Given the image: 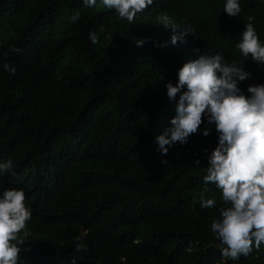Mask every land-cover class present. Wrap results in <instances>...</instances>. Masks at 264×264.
<instances>
[{"label":"trees","instance_id":"trees-1","mask_svg":"<svg viewBox=\"0 0 264 264\" xmlns=\"http://www.w3.org/2000/svg\"><path fill=\"white\" fill-rule=\"evenodd\" d=\"M224 3L153 0L129 24L101 0H0V162L11 159L15 173H0V196L22 189L32 211L18 234L21 264H264V243L226 260L211 231L223 206L204 181L215 124L204 118L166 156L154 142L179 98L170 100L165 84L199 54L241 64L246 95L264 84V65L235 47L249 16L264 42V0H239L237 17ZM201 196L216 205L201 207ZM78 242L87 251L77 253Z\"/></svg>","mask_w":264,"mask_h":264},{"label":"clouds","instance_id":"clouds-1","mask_svg":"<svg viewBox=\"0 0 264 264\" xmlns=\"http://www.w3.org/2000/svg\"><path fill=\"white\" fill-rule=\"evenodd\" d=\"M101 2L132 24L137 14L147 9L153 0ZM83 3L92 7L97 0H83ZM223 11L229 17H237L242 11L239 0H225ZM79 18L77 12L70 19L74 23ZM161 19L164 26L170 27L167 15ZM254 19L247 17L248 22L244 24L235 47L242 56H250L253 61L264 65V42L252 23ZM191 31L187 28L179 35L174 33L170 43L183 42L184 35ZM89 39L93 44L98 42L94 30L89 32ZM144 43L145 40L137 41L138 46ZM161 46H167V43ZM194 51L199 52V49ZM240 65L235 61L227 62L219 52L199 54L196 59L183 63L177 70L176 84H165L170 100L179 97L175 115L170 119V127L154 138L157 151L166 156L171 146L176 143L184 145L191 135L198 133L204 118L209 124H215L218 143L209 155L204 181L220 190L223 206L219 209L220 218L211 224V231L220 242L221 255L226 260L248 256L254 247L259 249L264 243V84L249 85L246 95L238 83L248 79L250 74ZM3 67L15 74V67L9 63H4ZM209 132L205 129L203 135L208 136ZM195 163L199 164V161ZM13 167L11 159L0 162V173L15 175ZM25 201L22 189H6L0 196V264H21L20 246L24 240L18 234L26 229V222L32 217L31 208ZM200 202L201 207L208 208L217 203L215 198L204 196ZM75 251L79 253L87 248L78 242Z\"/></svg>","mask_w":264,"mask_h":264}]
</instances>
